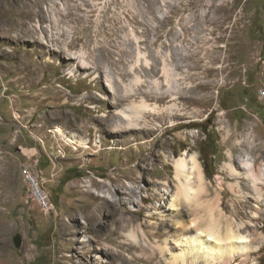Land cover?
Wrapping results in <instances>:
<instances>
[{
  "label": "rangeland",
  "instance_id": "obj_1",
  "mask_svg": "<svg viewBox=\"0 0 264 264\" xmlns=\"http://www.w3.org/2000/svg\"><path fill=\"white\" fill-rule=\"evenodd\" d=\"M122 112L135 130L114 128ZM241 152L264 161V0H0V264H172L209 208L249 243L195 264H264V175L256 197ZM185 154L204 189L171 206Z\"/></svg>",
  "mask_w": 264,
  "mask_h": 264
},
{
  "label": "bare ground",
  "instance_id": "obj_2",
  "mask_svg": "<svg viewBox=\"0 0 264 264\" xmlns=\"http://www.w3.org/2000/svg\"><path fill=\"white\" fill-rule=\"evenodd\" d=\"M38 6L39 5H37V7ZM38 14L40 15L43 21H46V18H47L46 13L43 12L42 9L38 12ZM39 21L37 22L36 25H32V27L40 30L41 36L34 39L32 37L33 36L32 34L35 35V31L32 30V28L30 30L28 27L23 29L24 33L30 34L31 38H33L36 43L41 44L42 46L45 45L49 49L52 48L58 51L59 49L55 48L54 46V43L57 42V39L53 38L54 37L53 34L48 35L47 28L41 26ZM48 32L50 31L48 30ZM92 68H98V66L93 65ZM108 87L110 88L109 91L113 90L111 86H108ZM126 114L122 112V118L126 121V123L119 122L120 124L118 123V125H114L115 129H120V131L121 130L130 131V130L136 129L134 127L135 123L132 122V118L134 115L128 116ZM141 114L142 113L140 111L136 113V116L134 117H140ZM115 129L114 131H118ZM52 132L54 133L57 139H59L60 141H63L66 145H72V147L75 149L81 148V147L86 148V145H85L87 144L86 139H77L76 136L74 135L69 137L66 134V132L59 127H55L52 130ZM251 159L252 158L250 157V154L248 152H241L236 157V160H237L236 162L238 163L239 167L242 166V168L246 169V174L244 175V177L248 178L250 182L252 183V185L256 187L257 189L256 191L258 194L256 195V197L257 196L260 197L259 195H261V188L263 187L262 180H263V175H264V161L262 160L263 158L261 159L259 157L260 164L258 166H255V164L253 163ZM227 166H228L230 175L233 178H240L239 176L241 174L236 170V168L232 164L229 163ZM174 173H175V180L177 181V186H176L175 192L172 194L169 200L170 205L171 206L176 205L181 200L183 201L187 200L190 203L191 202L197 203L199 199L198 196L200 192L204 189V177H203V173L201 171L200 165L197 159L195 158V154L194 155L191 154L190 156H187L185 154V155L179 156L178 158H175L174 159ZM211 210L212 208L208 209L209 215L207 218L209 219L207 221V225L200 228L202 233L197 234L196 236H193L189 238L188 240H185L182 245L183 247L180 248L179 253L171 254L169 257H167V261L169 263L176 264L178 261L184 263L186 255L192 256L191 263L195 264L199 260L208 261V262L215 261V259H219L223 255H227V254L233 255L234 253H238L240 250H242L241 253H244L248 245L247 243H249L247 242V239H245V236H242L240 234H235L229 229L224 231L223 236H221L220 230L218 228V223L215 222V220H213V214ZM210 239H212V241ZM237 242H241V243H237Z\"/></svg>",
  "mask_w": 264,
  "mask_h": 264
},
{
  "label": "built area",
  "instance_id": "obj_3",
  "mask_svg": "<svg viewBox=\"0 0 264 264\" xmlns=\"http://www.w3.org/2000/svg\"><path fill=\"white\" fill-rule=\"evenodd\" d=\"M24 181L27 184L26 200L32 201L41 211L48 212L52 205L48 192L37 180V173L31 164H27L23 170Z\"/></svg>",
  "mask_w": 264,
  "mask_h": 264
}]
</instances>
